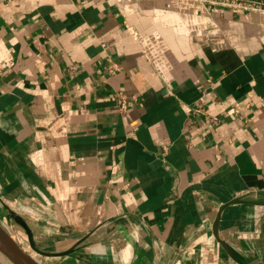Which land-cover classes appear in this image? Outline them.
<instances>
[{
	"label": "crops",
	"instance_id": "0c3cea01",
	"mask_svg": "<svg viewBox=\"0 0 264 264\" xmlns=\"http://www.w3.org/2000/svg\"><path fill=\"white\" fill-rule=\"evenodd\" d=\"M0 227L39 264H264V12L0 0Z\"/></svg>",
	"mask_w": 264,
	"mask_h": 264
},
{
	"label": "built area",
	"instance_id": "2783aa9c",
	"mask_svg": "<svg viewBox=\"0 0 264 264\" xmlns=\"http://www.w3.org/2000/svg\"><path fill=\"white\" fill-rule=\"evenodd\" d=\"M206 6H214L232 10L234 12H264V0H195ZM117 109L125 113L128 109L127 97L124 92H117L115 96Z\"/></svg>",
	"mask_w": 264,
	"mask_h": 264
},
{
	"label": "water",
	"instance_id": "95a60500",
	"mask_svg": "<svg viewBox=\"0 0 264 264\" xmlns=\"http://www.w3.org/2000/svg\"><path fill=\"white\" fill-rule=\"evenodd\" d=\"M0 243L4 244L11 252L18 255L29 264H39L31 256L27 255L21 248L15 243V241L0 227Z\"/></svg>",
	"mask_w": 264,
	"mask_h": 264
}]
</instances>
